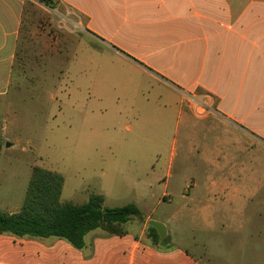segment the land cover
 Here are the masks:
<instances>
[{"label": "rangeland", "instance_id": "obj_1", "mask_svg": "<svg viewBox=\"0 0 264 264\" xmlns=\"http://www.w3.org/2000/svg\"><path fill=\"white\" fill-rule=\"evenodd\" d=\"M32 1L10 83L0 86V212L20 211L40 167L63 176V202L81 206L102 195L106 208L137 206L127 233L156 221L168 227L166 245L188 249L203 264H264V148L247 142L241 157L239 137L232 145L224 127L210 133L211 120L197 118L209 113L201 94L180 87L183 95L173 94L124 60L120 54L144 65L122 50L123 33L109 41L90 32L109 13L91 23L62 8L63 19ZM224 148L227 162L216 159ZM230 171L231 181H217L220 195H210L211 177ZM231 187L241 201H231ZM207 205L210 218L200 213Z\"/></svg>", "mask_w": 264, "mask_h": 264}, {"label": "crops", "instance_id": "obj_2", "mask_svg": "<svg viewBox=\"0 0 264 264\" xmlns=\"http://www.w3.org/2000/svg\"><path fill=\"white\" fill-rule=\"evenodd\" d=\"M54 1L55 13L63 19L67 18L68 9L89 15L91 23L96 14L109 13L111 17L100 22L99 29L89 27L90 32L109 34V41L123 33L126 40L122 50L144 65L120 54L124 60L173 94H201L205 103L211 108L214 105V110L197 118L211 120L204 127L210 133L224 127L232 145L233 136L239 137V143L236 139L234 145H242L236 149L241 157L249 151L247 144L244 147L247 142L264 148V0ZM30 2L34 3L0 0V86L10 83L25 6ZM178 87L184 90L182 94ZM221 158L227 162V149L216 154L217 160ZM244 164L241 161V172ZM232 178V171L218 180L211 177L209 194H219V182ZM170 179L168 176L165 182ZM226 192L231 201L240 200L237 187ZM168 196L166 192L162 199L166 201ZM213 209L203 206L200 213L210 218ZM85 241L86 247L77 250L56 238L35 240L0 235V264H203L179 245L173 244L169 249L153 245L146 227L124 236L96 230Z\"/></svg>", "mask_w": 264, "mask_h": 264}, {"label": "trees", "instance_id": "obj_3", "mask_svg": "<svg viewBox=\"0 0 264 264\" xmlns=\"http://www.w3.org/2000/svg\"><path fill=\"white\" fill-rule=\"evenodd\" d=\"M50 9H55L54 0H38ZM2 136L0 130V152ZM64 178L61 174L34 167L22 208L16 214L0 212V235L18 238L64 240L77 250L86 247V236L96 230L111 236L127 234L125 226L138 218L140 211L130 204L124 207L106 208L102 195L92 196L86 204L76 206L61 200ZM147 237L155 246L168 237L160 238L156 229L147 228ZM162 247V246H161Z\"/></svg>", "mask_w": 264, "mask_h": 264}, {"label": "water", "instance_id": "obj_4", "mask_svg": "<svg viewBox=\"0 0 264 264\" xmlns=\"http://www.w3.org/2000/svg\"><path fill=\"white\" fill-rule=\"evenodd\" d=\"M6 146L7 148H9L11 147V144H7ZM148 226L156 229L160 238L165 239L167 237L168 235L167 227L163 223L156 221H149Z\"/></svg>", "mask_w": 264, "mask_h": 264}, {"label": "built area", "instance_id": "obj_5", "mask_svg": "<svg viewBox=\"0 0 264 264\" xmlns=\"http://www.w3.org/2000/svg\"><path fill=\"white\" fill-rule=\"evenodd\" d=\"M201 100H203V99H201ZM206 107V110H207V112H210V110H211V107L207 104V103H203ZM200 115H203V114H200Z\"/></svg>", "mask_w": 264, "mask_h": 264}]
</instances>
